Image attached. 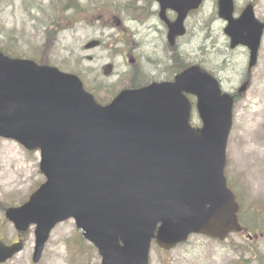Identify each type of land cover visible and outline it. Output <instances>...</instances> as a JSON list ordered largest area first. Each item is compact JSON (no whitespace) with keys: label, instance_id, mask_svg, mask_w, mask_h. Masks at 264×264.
I'll return each instance as SVG.
<instances>
[{"label":"water","instance_id":"1","mask_svg":"<svg viewBox=\"0 0 264 264\" xmlns=\"http://www.w3.org/2000/svg\"><path fill=\"white\" fill-rule=\"evenodd\" d=\"M157 1L162 11L178 13L168 24L173 43L200 0ZM232 13L233 0L218 1L230 46L248 47L251 68L264 24L252 5L237 19ZM189 95L200 127L190 123ZM232 108L233 96L197 65L170 82L123 89L102 105L76 75L0 51V137L39 150L46 178L5 217L20 233L35 224V263L53 227L68 218L97 249L100 264H149L153 241L166 250L192 234L223 241L241 229L225 175ZM22 248L21 239H0V263Z\"/></svg>","mask_w":264,"mask_h":264},{"label":"rangeland","instance_id":"2","mask_svg":"<svg viewBox=\"0 0 264 264\" xmlns=\"http://www.w3.org/2000/svg\"><path fill=\"white\" fill-rule=\"evenodd\" d=\"M143 1L0 0V47L77 73L90 92L108 101L138 73L147 83L174 73L165 74L162 65L156 68V61H151L156 47L148 36L151 32L142 28L149 23L139 14ZM214 1L205 0L203 9L186 18L185 36L170 50L171 66L180 69L197 62L214 73L225 91L235 95L226 175L243 206L241 222L254 235L259 231L256 218L262 216L264 223V30L257 62L247 76L249 50L243 45L229 47L230 39L223 31L226 22L212 11ZM248 3L253 5L256 19L264 23V0H234L237 12ZM96 39L100 43L97 47L85 48ZM123 53L133 54L136 61L128 63ZM246 80V90L238 95ZM193 121L199 124L197 114ZM39 162L37 151L29 152L16 141L0 137V238L6 243L16 240L18 233L5 218V209L27 200L45 181ZM22 239L23 249L2 264L101 261L73 219L54 226L37 263L32 261L34 227ZM150 264H264V239L232 234L218 242L193 235L186 243L165 251L152 244Z\"/></svg>","mask_w":264,"mask_h":264},{"label":"flooded vegetation","instance_id":"3","mask_svg":"<svg viewBox=\"0 0 264 264\" xmlns=\"http://www.w3.org/2000/svg\"><path fill=\"white\" fill-rule=\"evenodd\" d=\"M217 1L218 0H215L213 2L212 11H213V13L218 14ZM204 4H205V0H201L199 8L191 10L188 15L195 12L196 10H200L201 8L203 9ZM140 9L141 10L139 11V14L144 15L146 20H148V22H149L148 24L143 25L142 28L143 29L145 28L149 32H151L150 33V39L153 42V45L156 47V54L154 51L155 57L153 58V56H152L153 59H151V61L152 62H154V60L156 61V68H158V67L160 68V65H162V67L165 68V74L172 73V66H171L172 61H171L170 50L177 47L178 38H176L175 43L173 45L172 41L168 40L167 35H168V24L174 20L177 13L174 10H172L171 8H167L165 11H162L161 4L157 0H145V1H143L142 4L140 5ZM236 10H237V8H236ZM235 13H236V11H235ZM139 22L141 23L143 21L139 20ZM186 31H187V27H186ZM142 32H144V31L142 30ZM128 56H132L130 59L133 61V63L136 61V57L133 54L128 55V53H123V57L127 58ZM193 63H197V62H193ZM168 64H169V69H167ZM186 64H184V66H186ZM201 66L206 68L203 65H201ZM206 69L208 71H210L208 68H206ZM248 72H249V70L247 68V76H248ZM173 75H174V73L171 74L169 77L168 76L162 77L156 81L169 80L173 77ZM93 94L99 102H101V103H107L108 102V101H103L102 99H100L97 96V93H93ZM235 194H236V198H237V192H235ZM247 229H248V226L246 228H244V230L239 232L238 234H240V235L243 234L244 236H246V238H249V239L254 238V235H252V233H250ZM255 235L264 239V223L262 224V228L259 229V231L257 233H255ZM17 240H18V237L16 238V240H13L11 242L13 243V242H16Z\"/></svg>","mask_w":264,"mask_h":264},{"label":"trees","instance_id":"4","mask_svg":"<svg viewBox=\"0 0 264 264\" xmlns=\"http://www.w3.org/2000/svg\"><path fill=\"white\" fill-rule=\"evenodd\" d=\"M1 49H2L5 53H7V54H9V55L16 56L15 54H13V53L7 51V50L4 49V48H1ZM176 68H178V67H176ZM137 82H138V81H137L136 79H135V80H131L129 86L139 85V84H137ZM240 216H241V218H242V216L244 217L243 209H242L241 212H240ZM256 220H257V221H256V223H255V226L258 227V228H260V227H261V224H262V216H261V218L257 217Z\"/></svg>","mask_w":264,"mask_h":264},{"label":"bare ground","instance_id":"5","mask_svg":"<svg viewBox=\"0 0 264 264\" xmlns=\"http://www.w3.org/2000/svg\"><path fill=\"white\" fill-rule=\"evenodd\" d=\"M136 32H138V30H136ZM149 33H147L145 36H147ZM150 37V35H148ZM142 37V36H141ZM139 38V37H138Z\"/></svg>","mask_w":264,"mask_h":264}]
</instances>
